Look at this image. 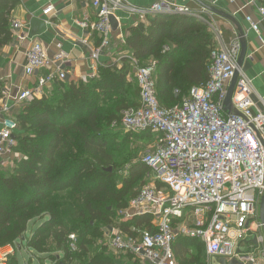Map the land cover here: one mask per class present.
Instances as JSON below:
<instances>
[{"label": "built area", "instance_id": "2783aa9c", "mask_svg": "<svg viewBox=\"0 0 264 264\" xmlns=\"http://www.w3.org/2000/svg\"><path fill=\"white\" fill-rule=\"evenodd\" d=\"M96 19L80 22L96 32L100 39L89 58L96 69L101 49L110 43L112 27L109 16L124 11L139 21L155 14H187L183 7H171L162 0L146 8L135 7L125 0H92ZM52 7L47 5L42 14ZM264 19V6H257ZM257 38L262 41L258 21L246 16ZM19 22L13 28H21ZM18 38H20L18 36ZM59 46V45H58ZM240 44L237 39L220 44L210 52L208 80L191 87L181 101L169 108L159 106L151 62L140 64L131 55L128 80H134L138 90L136 106L122 111L120 127L134 133L154 134L155 142L140 158L148 167L150 183L142 186L125 207L116 211L114 221H128L139 216L150 217V223L124 232L114 223L102 229L105 245L113 252L127 254L124 264H178L173 243L178 236L198 240L207 256L236 260L242 264H258L263 257V224L259 219V204L264 193V99L262 107L251 100V81L237 66ZM65 61L63 52L50 58L45 48L33 43L25 53L24 72ZM238 77L231 96L232 108L226 112L223 102L235 71ZM64 70L39 77L31 88L11 99L25 104L41 96L43 88L53 81H63ZM50 88V87H47ZM177 94V91H174ZM254 107V108H253ZM11 106L0 98V158L15 146V117ZM74 240V235L69 236ZM248 243L246 251L241 245ZM12 245L0 247V264H9Z\"/></svg>", "mask_w": 264, "mask_h": 264}, {"label": "trees", "instance_id": "16d2710c", "mask_svg": "<svg viewBox=\"0 0 264 264\" xmlns=\"http://www.w3.org/2000/svg\"><path fill=\"white\" fill-rule=\"evenodd\" d=\"M17 2L0 0V48L11 38L9 15ZM258 2L264 6V0ZM146 19L127 29L124 44L140 64L153 63L159 106L169 108L208 80L212 36L207 24L193 16L156 14ZM129 69L126 58L119 67L99 66L97 78L57 82L52 92L23 105L15 117L18 132L12 148L20 157L13 158L10 169L0 167V247L16 249L24 243L47 254L52 264H114L106 249L88 255L87 246L137 194L148 173L126 151L124 176L115 178L113 170H105L119 141H143L149 133L117 132L122 111L138 102V87L127 78ZM33 220L43 221L26 237ZM149 223L150 217L139 216L118 227L129 231ZM190 249L195 255L185 259ZM201 251L196 239L178 237L173 243L178 264H204Z\"/></svg>", "mask_w": 264, "mask_h": 264}, {"label": "crops", "instance_id": "0c3cea01", "mask_svg": "<svg viewBox=\"0 0 264 264\" xmlns=\"http://www.w3.org/2000/svg\"><path fill=\"white\" fill-rule=\"evenodd\" d=\"M125 1L135 7L146 8L157 0ZM162 1L171 7L186 8L190 12L188 16L196 17L206 23L212 36L213 47L220 46V44L228 45L233 40H238L239 29L243 32L246 51L240 70L251 81L252 91L250 96L252 102L255 106L262 107L261 99H264V19H261L258 13L257 6L261 5L258 0ZM91 2L92 0H18L9 15L11 38L9 42L0 48V98L7 100L10 104L12 117L15 116L14 110L23 107V104H15L11 98L22 90L34 86L39 77L55 73L56 67L64 70L65 79L63 81H53L49 86H45L41 96L44 93L49 94L52 92L57 82H87L90 79H95L98 77L97 68L99 66L115 64L119 67L122 59L126 55H131L124 44L127 29L145 23L147 19L138 22L136 17L130 16L124 11H117L115 16L118 18L119 25L112 29L110 43L107 48L101 49L98 63H95L96 69H92L93 61L89 58V54L99 45L100 37L96 32L79 25L80 22L92 23L96 19L95 8L91 5ZM47 5L51 6L52 9L48 14L44 15L42 10ZM212 10L226 14L232 20L222 17ZM246 16H250L253 21H258L259 29L262 33V41L257 38V34L251 29ZM14 22H19L22 25L21 28L14 29ZM36 42L45 48L50 58L63 52L65 61L54 62L50 66L35 69L31 75L25 74V53ZM3 116L4 114H0V118ZM16 132L17 130L14 134ZM143 141L145 144L153 145L155 142L154 134L151 133L144 137ZM3 159L5 158H0V164ZM126 221L117 223L112 219L109 223L115 222L114 224L119 226L121 222ZM130 228L132 226L129 227V231H123L130 233ZM261 233L264 236L263 229H261ZM178 237L184 238V236ZM261 247L264 250V243ZM247 249L248 243H243L241 250L246 251ZM15 252L16 249L13 250L10 256L9 264H17ZM192 255H195L194 249H190L187 252L185 259H189ZM112 256L114 257V264H124L130 261V257L127 254L113 252ZM201 256L204 264H210L212 260L213 264H217L218 260L222 258L207 256L203 245ZM229 261L226 259V262ZM257 263L264 264V256L257 255Z\"/></svg>", "mask_w": 264, "mask_h": 264}, {"label": "rangeland", "instance_id": "374dc122", "mask_svg": "<svg viewBox=\"0 0 264 264\" xmlns=\"http://www.w3.org/2000/svg\"><path fill=\"white\" fill-rule=\"evenodd\" d=\"M111 101H109V102L111 103ZM109 102H107V103L105 102V104L108 105ZM21 108L22 107H19L18 110L17 109L14 110V112H15L14 117H16V115L20 112ZM117 132H121V134L126 133V132H124L123 129H117ZM146 134L148 135L149 133H146ZM147 135H143V136L147 137ZM152 146L153 145H149V143L145 144L144 141H139V140H137V141H132V140L122 141L121 140V142L119 141L117 143V148L115 150H111L112 163L110 165H108L107 167H105V170H107L108 172H111L113 170L115 178H118V176H124L126 173V168L128 167V164H129V162L126 159H124L125 151H126V154L132 153L134 155L133 160L134 159L138 160ZM3 157L5 159H3V161H1L0 167L3 169H10L12 166L13 158L20 157V155L18 153L12 152V150H11V153H9ZM2 162H3V165H2ZM143 180H145V183L141 184V186H138L136 188L137 190L140 189L142 186L151 182L149 180V178H147V177H145ZM117 187H120V185H118ZM76 195H78V193H76ZM41 222H42V220L30 221L27 225V230H26V234H25L26 237H29L30 234L34 231V229L36 227H38V225ZM105 225H102L100 227L101 233L98 236H96L95 238H93L92 243L88 244V246H87L88 255L93 254L95 251H97L99 249V247L106 249V252H109L110 254L113 255L112 250L109 249L108 246L105 245V237H104V233L102 231V229L105 227ZM13 249L15 250V248H13ZM72 249H74V247H72ZM40 258H43L42 259L43 264H52L53 263V260L48 259L47 254H38L32 250H29L24 246V243H23L22 248H19V246L18 247L16 246L15 259L17 261V264H39L38 259H40ZM79 261L73 262L72 264H81ZM210 264H213V260L210 262Z\"/></svg>", "mask_w": 264, "mask_h": 264}, {"label": "water", "instance_id": "95a60500", "mask_svg": "<svg viewBox=\"0 0 264 264\" xmlns=\"http://www.w3.org/2000/svg\"><path fill=\"white\" fill-rule=\"evenodd\" d=\"M212 11L216 14L221 15L222 17H225V18L232 20V18L230 16H227L226 14L215 12V10H212ZM109 20H110V24H111L112 29H114L117 25L116 20L114 19L113 16H109ZM238 40H239V44H240V52H239V56L237 58V66H238V69H240L242 62H243V59L245 57V51H246L245 38H244L243 32L240 29H239ZM237 77H238V70L235 71L232 79L230 80L229 86L227 88L226 97H225V100L223 102L224 111H226L228 113L233 112L234 114H238V112L232 108L231 96L233 93V89H234V85H235V82L237 80ZM259 211H260V221L263 224L262 229H263V233H264V193H263L261 200H260ZM21 240H23V239L21 238ZM217 264H242V263L238 262L234 259L230 260L229 262H226V259L222 257L218 260Z\"/></svg>", "mask_w": 264, "mask_h": 264}]
</instances>
